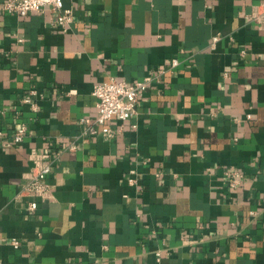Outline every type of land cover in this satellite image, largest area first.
I'll list each match as a JSON object with an SVG mask.
<instances>
[{
    "label": "crops",
    "instance_id": "0c3cea01",
    "mask_svg": "<svg viewBox=\"0 0 264 264\" xmlns=\"http://www.w3.org/2000/svg\"><path fill=\"white\" fill-rule=\"evenodd\" d=\"M3 1L0 264H264V21L249 17L264 0H64V28ZM146 75L135 116L82 135L96 83ZM33 152L59 154L29 212Z\"/></svg>",
    "mask_w": 264,
    "mask_h": 264
},
{
    "label": "built area",
    "instance_id": "2783aa9c",
    "mask_svg": "<svg viewBox=\"0 0 264 264\" xmlns=\"http://www.w3.org/2000/svg\"><path fill=\"white\" fill-rule=\"evenodd\" d=\"M2 9L8 13L24 16L30 12H43L50 9L53 16V23L61 28L68 26L73 21V11L64 6V0H4ZM252 21L263 23L264 21V3L253 7L249 13ZM220 39L219 35L212 37L211 47H214ZM177 57L170 60L168 66L160 67L158 72L173 70L179 65ZM157 78L156 76L146 75L133 82L118 80L109 77L107 80L96 83L92 88V95L95 98L96 113L93 117H83L79 121L83 125L82 135H96L98 133L104 136H111L113 130L110 127V121L113 118L119 121L127 120L137 113V107L140 95L147 89L149 84ZM34 90H31L27 96L22 97L21 102L29 106L33 112L38 110V104L33 100ZM18 118V112H16ZM248 117H250L248 115ZM3 132L0 131V136ZM27 135V125L22 121L15 124L10 140L13 144L21 143ZM74 142L69 144V148H75ZM58 153L53 157H46L42 153H31L32 165L25 175L26 181L19 192L20 196L28 198L26 209L33 212L38 208L39 202L50 201L52 198L51 185L48 182V175L51 173L54 162L58 159ZM227 183L231 189L237 188L243 174L239 170H229L225 172ZM132 182V180H130ZM12 244L18 245L19 241L12 238ZM162 254L160 250L155 252V264H162Z\"/></svg>",
    "mask_w": 264,
    "mask_h": 264
}]
</instances>
